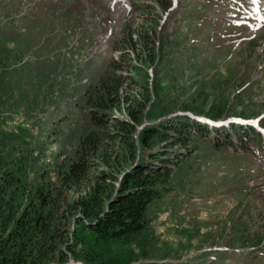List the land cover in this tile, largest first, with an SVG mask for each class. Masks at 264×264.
I'll return each mask as SVG.
<instances>
[{
  "label": "rangeland",
  "instance_id": "rangeland-1",
  "mask_svg": "<svg viewBox=\"0 0 264 264\" xmlns=\"http://www.w3.org/2000/svg\"><path fill=\"white\" fill-rule=\"evenodd\" d=\"M171 1L164 11L157 0H0V168L12 146L45 163L76 144L78 132L49 122L120 54L123 29L156 31L154 61L127 70L141 88L154 72L157 106L203 120L213 103L216 126L264 127V0ZM235 146L185 161L141 245L150 254L132 264H264V141Z\"/></svg>",
  "mask_w": 264,
  "mask_h": 264
},
{
  "label": "trees",
  "instance_id": "trees-1",
  "mask_svg": "<svg viewBox=\"0 0 264 264\" xmlns=\"http://www.w3.org/2000/svg\"><path fill=\"white\" fill-rule=\"evenodd\" d=\"M156 4L172 7L171 0ZM121 32L114 48L120 54L109 57L66 101V113L49 122L78 132L76 144L45 163H35L33 149L15 155L12 146L10 161L0 168V264H132L146 258L149 248L141 245L153 237L159 203L198 148L236 154L235 145L247 151L264 141L250 124L207 122L223 114L213 103L205 112L195 109L205 121L157 106L153 96L161 88L154 72H146L141 88L127 70L139 58L154 61L156 31ZM7 59L0 54V63Z\"/></svg>",
  "mask_w": 264,
  "mask_h": 264
}]
</instances>
